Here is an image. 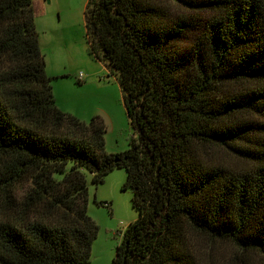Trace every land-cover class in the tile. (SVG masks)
<instances>
[{"label": "trees", "instance_id": "1", "mask_svg": "<svg viewBox=\"0 0 264 264\" xmlns=\"http://www.w3.org/2000/svg\"><path fill=\"white\" fill-rule=\"evenodd\" d=\"M38 10L0 0V264L89 263L88 174L114 168L138 216L111 264H264V0H87L133 128L115 153L57 106Z\"/></svg>", "mask_w": 264, "mask_h": 264}, {"label": "rangeland", "instance_id": "2", "mask_svg": "<svg viewBox=\"0 0 264 264\" xmlns=\"http://www.w3.org/2000/svg\"><path fill=\"white\" fill-rule=\"evenodd\" d=\"M34 1L41 5L35 24L46 71L53 76L57 106L85 123L92 118L100 119L105 126V150L123 151L128 147L133 128L116 77L90 51L84 20L87 0ZM45 6L47 14L43 15ZM198 15L206 19L210 13ZM191 37L189 34L188 40ZM125 180L124 168H114L98 185L88 174L87 212L99 229L87 264H111L121 232L138 216L132 204V191L124 187ZM219 248L225 252L229 247Z\"/></svg>", "mask_w": 264, "mask_h": 264}, {"label": "crops", "instance_id": "3", "mask_svg": "<svg viewBox=\"0 0 264 264\" xmlns=\"http://www.w3.org/2000/svg\"><path fill=\"white\" fill-rule=\"evenodd\" d=\"M51 2H52V0L49 1V3H51ZM86 3H87V2H86ZM42 14H43V15H46V14H47V8H46V6L43 7V12H42ZM61 40H63V39H62V35H61Z\"/></svg>", "mask_w": 264, "mask_h": 264}]
</instances>
